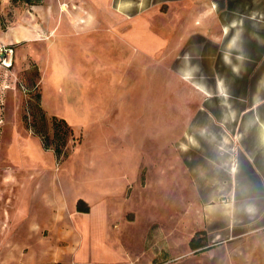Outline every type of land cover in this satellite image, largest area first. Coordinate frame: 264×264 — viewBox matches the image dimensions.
<instances>
[{
  "label": "rangeland",
  "instance_id": "obj_1",
  "mask_svg": "<svg viewBox=\"0 0 264 264\" xmlns=\"http://www.w3.org/2000/svg\"><path fill=\"white\" fill-rule=\"evenodd\" d=\"M212 2L219 10L225 0H0V47H13L11 67L0 66V264H48L66 208L93 202L128 221L146 216L149 237L167 232L179 247L200 225L192 173L216 162L202 160L209 148L235 154L237 187L251 176L243 133L229 143L227 112L224 121L201 112L228 103L229 81L242 94L261 81L257 63L237 79L211 61ZM53 117L68 126L59 141ZM240 188L213 197L264 200Z\"/></svg>",
  "mask_w": 264,
  "mask_h": 264
},
{
  "label": "crops",
  "instance_id": "obj_2",
  "mask_svg": "<svg viewBox=\"0 0 264 264\" xmlns=\"http://www.w3.org/2000/svg\"><path fill=\"white\" fill-rule=\"evenodd\" d=\"M245 4L246 8L251 6L248 11ZM259 4L257 0H225L224 7L214 10L215 2H212V21L206 28L211 36L208 41L216 48L209 55L212 62L219 58L229 75L237 79L247 78L250 64L257 63L261 80L243 94L229 81L230 99L226 105L212 103L201 108V112H208L214 120H223V111L227 112L229 143H238L237 134L243 133L244 159L251 175L240 177L237 187L233 182L237 169L235 154L227 156L209 148L201 157L203 161H216L199 163L192 173L193 182L201 191L196 202L200 225L195 232H205L206 245L195 251L190 249L189 240L195 232L182 239L179 247L167 232L163 237L157 233L149 237L151 221L146 216L128 221L119 215L121 208L112 209L111 202H93L87 212L66 208V216L59 217L66 228L60 226L53 231L51 237L59 241L50 244L48 264H154L158 257L163 258L158 264H264V200L245 204L235 198L220 201L223 194L213 197V191H233L235 197L234 192L241 185L251 191L264 190V9H259ZM197 29H205L203 22L197 23ZM6 39L13 41L12 37ZM14 40L21 41L16 36ZM242 95L247 98L244 102L240 101ZM63 105L69 112L79 111L76 105H68L66 101ZM61 116L70 125H85ZM227 159L232 162L225 169L223 161Z\"/></svg>",
  "mask_w": 264,
  "mask_h": 264
},
{
  "label": "trees",
  "instance_id": "obj_3",
  "mask_svg": "<svg viewBox=\"0 0 264 264\" xmlns=\"http://www.w3.org/2000/svg\"><path fill=\"white\" fill-rule=\"evenodd\" d=\"M10 1L13 3L21 1L24 4H27L29 6L39 5L42 2V0H10ZM52 125L54 129V138L58 141L62 140L64 138V135L66 134V131L68 130L67 124L63 120L53 117ZM62 128L64 129V131H62ZM80 203H83V202H78L77 205H79ZM77 208H78L77 210L81 212H87L89 210L87 206H85V208H80V207H77ZM206 242L207 241L205 237V232L197 231L190 238L189 247L191 250L195 251L199 248L204 247L206 245Z\"/></svg>",
  "mask_w": 264,
  "mask_h": 264
},
{
  "label": "built area",
  "instance_id": "obj_4",
  "mask_svg": "<svg viewBox=\"0 0 264 264\" xmlns=\"http://www.w3.org/2000/svg\"><path fill=\"white\" fill-rule=\"evenodd\" d=\"M13 47L2 45L0 47V66L10 68L12 65Z\"/></svg>",
  "mask_w": 264,
  "mask_h": 264
},
{
  "label": "bare ground",
  "instance_id": "obj_5",
  "mask_svg": "<svg viewBox=\"0 0 264 264\" xmlns=\"http://www.w3.org/2000/svg\"><path fill=\"white\" fill-rule=\"evenodd\" d=\"M16 38H17V41H19V37L16 36Z\"/></svg>",
  "mask_w": 264,
  "mask_h": 264
}]
</instances>
